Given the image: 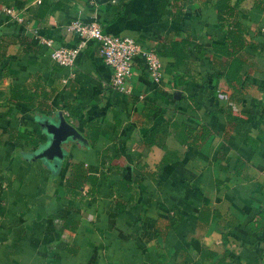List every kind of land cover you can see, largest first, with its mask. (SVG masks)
Here are the masks:
<instances>
[{"label":"crops","instance_id":"0c3cea01","mask_svg":"<svg viewBox=\"0 0 264 264\" xmlns=\"http://www.w3.org/2000/svg\"><path fill=\"white\" fill-rule=\"evenodd\" d=\"M216 1L0 0L11 9L0 13V264H264V0H227L252 55L234 85ZM76 17L154 46L161 80L139 56L132 91L111 88L94 40L73 65L53 61L39 36L76 45ZM182 40L174 65L162 53ZM57 111L86 143L35 158L47 139L37 119ZM77 161L93 188L65 186Z\"/></svg>","mask_w":264,"mask_h":264},{"label":"built area","instance_id":"2783aa9c","mask_svg":"<svg viewBox=\"0 0 264 264\" xmlns=\"http://www.w3.org/2000/svg\"><path fill=\"white\" fill-rule=\"evenodd\" d=\"M95 4L97 0H88ZM10 13L11 9L0 6V13ZM67 29L79 36V41L71 47L54 45L51 38L39 36V39L50 47V57L60 65L71 66L75 58L88 40L98 43L99 52L104 62L110 67L111 75L108 85L122 93L132 91L131 79L134 73L136 57H142L146 70L155 81L162 78L163 63L156 48L140 42L136 37L106 32L96 20H83L76 17L67 24Z\"/></svg>","mask_w":264,"mask_h":264},{"label":"trees","instance_id":"16d2710c","mask_svg":"<svg viewBox=\"0 0 264 264\" xmlns=\"http://www.w3.org/2000/svg\"><path fill=\"white\" fill-rule=\"evenodd\" d=\"M215 7L218 10V17L223 19V14H226L228 18L227 22V35L226 39L221 44H216V49H221V51L229 58L228 66L224 72V75L227 81L234 85V82H238L240 78L239 74V65L243 62V57L252 56L245 49H251V47L246 44L244 35L242 33L241 23L237 20L236 8L237 2L234 5H229L227 0H217L215 2ZM230 17V19H229ZM232 18V19H231ZM186 40L182 41H173L171 43L172 50L167 51L164 49L162 54H172L174 56V65L179 64L185 57V46ZM253 49V48H252ZM159 53V52H158ZM182 127L178 133V138L182 141H186V128L190 130V126L186 124L179 125ZM91 131L89 132L90 142L94 143L97 139L98 133L94 126L90 127ZM190 133V131H189ZM191 135V134H190ZM207 136V133L204 134H194V140L204 139ZM37 142V138H35ZM97 175L89 172L87 166L82 161L72 162L69 168V173L65 178V186L71 190L78 191L82 189L85 184H89L90 187H94L96 183ZM118 188H128L125 182H118ZM91 189V188H90Z\"/></svg>","mask_w":264,"mask_h":264},{"label":"water","instance_id":"95a60500","mask_svg":"<svg viewBox=\"0 0 264 264\" xmlns=\"http://www.w3.org/2000/svg\"><path fill=\"white\" fill-rule=\"evenodd\" d=\"M180 91H175L178 96ZM40 128L47 135V139L34 153L35 158L62 159L66 149L64 145L71 141L86 143L83 134L65 117L62 111H57L55 116L37 119Z\"/></svg>","mask_w":264,"mask_h":264}]
</instances>
